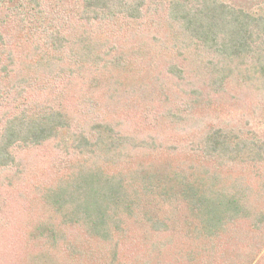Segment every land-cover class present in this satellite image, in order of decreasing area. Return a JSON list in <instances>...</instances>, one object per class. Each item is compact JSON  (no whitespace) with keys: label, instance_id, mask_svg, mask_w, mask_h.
<instances>
[{"label":"trees","instance_id":"trees-1","mask_svg":"<svg viewBox=\"0 0 264 264\" xmlns=\"http://www.w3.org/2000/svg\"><path fill=\"white\" fill-rule=\"evenodd\" d=\"M128 88L159 104L151 128L204 127L163 140L97 111L95 91ZM244 100L264 110V0H0L20 263L264 264V128L220 119ZM46 145L59 161L37 179L25 156Z\"/></svg>","mask_w":264,"mask_h":264},{"label":"rangeland","instance_id":"rangeland-1","mask_svg":"<svg viewBox=\"0 0 264 264\" xmlns=\"http://www.w3.org/2000/svg\"><path fill=\"white\" fill-rule=\"evenodd\" d=\"M125 90L121 89L118 93H114L111 98L108 95H104L101 91H95L92 95L100 103L96 107L97 111H110L115 117L122 119L126 126L133 129H142L147 133L159 134L163 140L181 139L185 141L186 139L188 141V139L190 140L195 136L196 131L204 127V124L192 125L191 123L186 125L185 128L180 125L173 127L164 124L155 130L150 127L151 120L148 117L149 115H146L148 111L146 105L150 109H156L159 107V104L154 102L151 106L149 100L152 97L145 94L142 98H139L140 94L133 92V89L128 88ZM74 105L72 103L74 109H77V106ZM224 107L225 110L220 118L223 124H239L245 125L247 128L260 130L264 128V110L254 108L250 100L226 103ZM79 109L85 111L87 108L81 106ZM25 157L28 164L37 167V179H40L42 176L46 179L49 177L48 173L51 172V165L54 164V161H59L60 155L52 145H46L27 153ZM3 183L5 182L3 181ZM29 191L30 187L28 184L14 188L5 183V186L0 187V202L2 204L0 215L3 221L0 227L2 229L0 237V264H21L20 260L24 251V243L22 242L24 233L23 224L26 219V208L29 206V201L25 198V194Z\"/></svg>","mask_w":264,"mask_h":264}]
</instances>
